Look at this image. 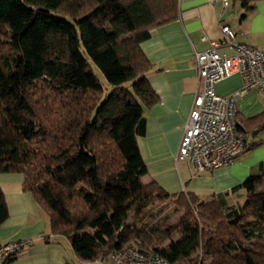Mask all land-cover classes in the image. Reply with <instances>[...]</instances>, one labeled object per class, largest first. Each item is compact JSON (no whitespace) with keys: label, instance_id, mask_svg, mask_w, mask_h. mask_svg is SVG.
Returning <instances> with one entry per match:
<instances>
[{"label":"trees","instance_id":"16d2710c","mask_svg":"<svg viewBox=\"0 0 264 264\" xmlns=\"http://www.w3.org/2000/svg\"><path fill=\"white\" fill-rule=\"evenodd\" d=\"M238 1L251 11L264 0ZM178 11V0H0V173L23 175L22 190L50 232L66 237L81 262L131 246L169 264H264V172L241 182L238 209L142 179L136 137L145 129L143 107L158 97L141 43ZM82 50L109 93L83 70ZM262 131L264 108L237 111L236 132L246 141ZM161 196L176 198L178 222L137 226L144 204ZM7 217L0 190V224ZM87 227L95 230L80 238Z\"/></svg>","mask_w":264,"mask_h":264},{"label":"crops","instance_id":"0c3cea01","mask_svg":"<svg viewBox=\"0 0 264 264\" xmlns=\"http://www.w3.org/2000/svg\"><path fill=\"white\" fill-rule=\"evenodd\" d=\"M235 1L178 0V18L153 29L141 48L152 64L146 77L158 97L150 107H143L145 129L137 135L139 152L145 162V183L155 181L168 194L188 192L200 199L215 196L226 207L240 208L245 192L240 186L248 175L264 172V143L247 148L233 163L197 172L176 154L183 126L199 86L194 52L210 47L222 36L220 26L235 32V41L264 47V1L255 3L249 16L239 21ZM243 17V16H242ZM239 30V31H238ZM204 37V39H203ZM226 52L225 49H219ZM241 85L237 73L215 85L218 94H227ZM257 91L249 90L237 100V110L251 116L263 109ZM260 141L264 140V136ZM254 143H257L259 141ZM23 175L0 173V190L8 209L7 219L0 224V242L22 241L23 246L8 264H106L103 261L73 262L70 247L50 232L47 216L28 192L22 190Z\"/></svg>","mask_w":264,"mask_h":264},{"label":"built area","instance_id":"2783aa9c","mask_svg":"<svg viewBox=\"0 0 264 264\" xmlns=\"http://www.w3.org/2000/svg\"><path fill=\"white\" fill-rule=\"evenodd\" d=\"M226 6L227 0H222ZM222 36L210 47L194 52L198 88L183 126L176 159L189 162L200 172L234 162L247 148L246 137L236 132L237 100L249 90L264 95V47L235 41V32L221 25ZM204 39V37H203ZM226 52H220L219 49ZM237 73L239 88L218 94L215 85ZM22 241L0 242V264L19 251ZM106 264H169L158 255L144 254L128 246L102 260Z\"/></svg>","mask_w":264,"mask_h":264},{"label":"rangeland","instance_id":"374dc122","mask_svg":"<svg viewBox=\"0 0 264 264\" xmlns=\"http://www.w3.org/2000/svg\"><path fill=\"white\" fill-rule=\"evenodd\" d=\"M233 1V0H231ZM237 3V8H239L241 16H238V18H234L235 21H237L236 27L239 26V21H243L249 16L250 10H246L244 7L241 6L240 1L235 0ZM243 16V17H242ZM239 20V21H238ZM239 31V30H238ZM83 56L85 58V65L83 66V70L88 71L96 77L98 81L99 88L102 91V95L105 93H109L113 88L106 82L101 70L96 67L89 59V56L82 50ZM257 97L259 101L261 102L262 106H264V95L257 92ZM264 108V107H263ZM264 136V131L259 132L255 136H248L247 140L251 141L252 143L256 142L258 139H261V137ZM260 141V140H258ZM176 204V198L172 197H158L155 198L142 207L140 211V216L138 220L135 222L137 226L141 227H149L154 226L158 229H166L170 225H173L178 222V220L181 218L183 214V209ZM95 230L94 227H87L79 232V237L83 238L87 236L88 234L92 233ZM58 236V235H57ZM179 237V234L175 235L173 239H177ZM63 241H66L64 244H66V247L71 248V244L69 240H65L64 238L60 237ZM167 244V243H166ZM72 250V248H71ZM73 252V251H71ZM72 261L73 262H79L80 260L76 257L74 253H72Z\"/></svg>","mask_w":264,"mask_h":264}]
</instances>
